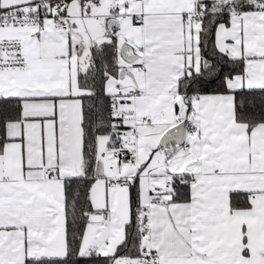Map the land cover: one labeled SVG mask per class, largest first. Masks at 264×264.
<instances>
[{"label":"snow or ice","instance_id":"1","mask_svg":"<svg viewBox=\"0 0 264 264\" xmlns=\"http://www.w3.org/2000/svg\"><path fill=\"white\" fill-rule=\"evenodd\" d=\"M0 264H264V0H0Z\"/></svg>","mask_w":264,"mask_h":264}]
</instances>
